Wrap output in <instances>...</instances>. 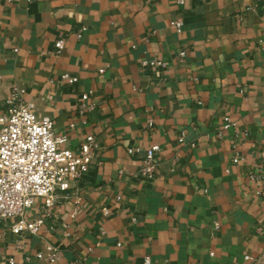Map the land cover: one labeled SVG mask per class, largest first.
Instances as JSON below:
<instances>
[{"label":"crops","instance_id":"0c3cea01","mask_svg":"<svg viewBox=\"0 0 264 264\" xmlns=\"http://www.w3.org/2000/svg\"><path fill=\"white\" fill-rule=\"evenodd\" d=\"M13 84L93 158L36 235L0 229V264L264 260V0H0V113Z\"/></svg>","mask_w":264,"mask_h":264},{"label":"built area","instance_id":"2783aa9c","mask_svg":"<svg viewBox=\"0 0 264 264\" xmlns=\"http://www.w3.org/2000/svg\"><path fill=\"white\" fill-rule=\"evenodd\" d=\"M181 25L179 19L169 21L176 33L180 32ZM62 45L61 39L54 41L55 55L60 53ZM178 54L182 56L184 52ZM60 80L72 83L76 77L62 73ZM23 92L21 86L11 85L0 113V229L14 235L23 232L36 235L49 218L51 208L66 197L68 181L85 172L92 163L90 145L93 138L86 136L75 151L67 148L66 136L54 133L51 118L38 113L31 100L23 99ZM85 97L86 94L81 95L82 99ZM151 122L148 120L147 125ZM234 127L235 122L227 116L222 117L223 130L234 131ZM177 141L182 142V133ZM158 149L156 144L144 149L138 169L141 176L152 178L156 167L154 154ZM133 151L136 148H126L128 154ZM232 160L236 161L237 157ZM75 212L73 208L71 215ZM44 250L46 254L37 250L34 257L50 263L58 258L53 245L47 243ZM243 258L250 259L247 255ZM8 262L12 263L11 259ZM142 263L150 264L149 258L145 256Z\"/></svg>","mask_w":264,"mask_h":264},{"label":"rangeland","instance_id":"374dc122","mask_svg":"<svg viewBox=\"0 0 264 264\" xmlns=\"http://www.w3.org/2000/svg\"><path fill=\"white\" fill-rule=\"evenodd\" d=\"M254 264H264V260H260V261L254 263Z\"/></svg>","mask_w":264,"mask_h":264}]
</instances>
